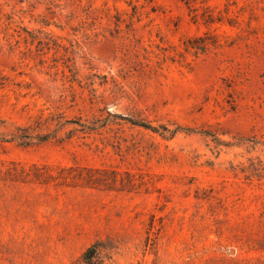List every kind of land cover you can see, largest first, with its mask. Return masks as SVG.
I'll return each mask as SVG.
<instances>
[{
    "label": "rangeland",
    "instance_id": "374dc122",
    "mask_svg": "<svg viewBox=\"0 0 264 264\" xmlns=\"http://www.w3.org/2000/svg\"><path fill=\"white\" fill-rule=\"evenodd\" d=\"M26 126L0 264H264V0H0V138Z\"/></svg>",
    "mask_w": 264,
    "mask_h": 264
},
{
    "label": "trees",
    "instance_id": "16d2710c",
    "mask_svg": "<svg viewBox=\"0 0 264 264\" xmlns=\"http://www.w3.org/2000/svg\"><path fill=\"white\" fill-rule=\"evenodd\" d=\"M133 125H139L146 129H150L151 126H148V124H145L140 121L135 120H128ZM67 123H73V122H67ZM33 129L32 126H26V127H18L16 132L9 135V137L0 138V141L2 142H18L22 146H30L33 145L35 142L37 143H45L48 142L50 139V135H39V134H33L31 132ZM23 172H26L25 169H23ZM8 175H12V171H8ZM29 176V174H27ZM106 242L99 240L93 245H91L85 253L82 255L81 258V264H107L106 263Z\"/></svg>",
    "mask_w": 264,
    "mask_h": 264
}]
</instances>
